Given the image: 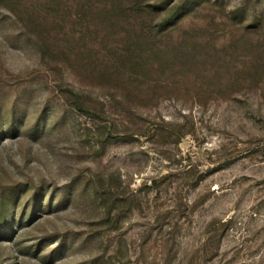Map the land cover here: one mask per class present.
Segmentation results:
<instances>
[{"label": "rangeland", "instance_id": "1", "mask_svg": "<svg viewBox=\"0 0 264 264\" xmlns=\"http://www.w3.org/2000/svg\"><path fill=\"white\" fill-rule=\"evenodd\" d=\"M0 264H264V0H0Z\"/></svg>", "mask_w": 264, "mask_h": 264}]
</instances>
